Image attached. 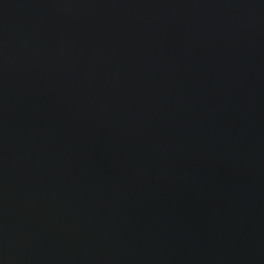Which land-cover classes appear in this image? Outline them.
<instances>
[{
  "label": "water",
  "instance_id": "water-1",
  "mask_svg": "<svg viewBox=\"0 0 264 264\" xmlns=\"http://www.w3.org/2000/svg\"><path fill=\"white\" fill-rule=\"evenodd\" d=\"M0 264H264V0H0Z\"/></svg>",
  "mask_w": 264,
  "mask_h": 264
}]
</instances>
